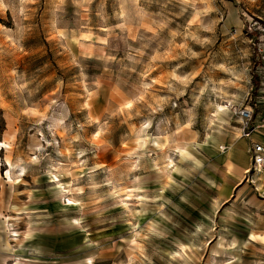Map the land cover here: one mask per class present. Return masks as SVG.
<instances>
[{
    "label": "rangeland",
    "instance_id": "1",
    "mask_svg": "<svg viewBox=\"0 0 264 264\" xmlns=\"http://www.w3.org/2000/svg\"><path fill=\"white\" fill-rule=\"evenodd\" d=\"M255 22L264 0H0V264H264Z\"/></svg>",
    "mask_w": 264,
    "mask_h": 264
},
{
    "label": "built area",
    "instance_id": "2",
    "mask_svg": "<svg viewBox=\"0 0 264 264\" xmlns=\"http://www.w3.org/2000/svg\"><path fill=\"white\" fill-rule=\"evenodd\" d=\"M255 23L248 24L247 28L252 35V49L255 61L257 62V68H259V74L264 79V25H255ZM240 116L243 118L244 127H248V123L253 117V110L251 108H242L239 111ZM262 126H264V115L260 118ZM249 132L244 133V136H249ZM251 158V171L250 172L261 173L264 169V147L261 144L254 143L250 149Z\"/></svg>",
    "mask_w": 264,
    "mask_h": 264
},
{
    "label": "crops",
    "instance_id": "3",
    "mask_svg": "<svg viewBox=\"0 0 264 264\" xmlns=\"http://www.w3.org/2000/svg\"><path fill=\"white\" fill-rule=\"evenodd\" d=\"M249 108H251V107H249ZM252 109V108H251ZM263 116V115H262ZM261 116V117H262ZM260 117V118H261ZM257 128H261V129H255V127L253 128V130H252V132L249 134V137L248 138H245L244 137V139H245V145L247 146V157L245 156L244 157V159L245 158H247V165H250L251 166V158H250V149H249V153H248V145L250 144L251 145V147H252V145L254 144V143H258V144H261L263 147H264V126H262V127H257ZM231 144H232V147H233V150H236V147H237V145L234 143V142H232L231 141ZM234 145H236V147L234 146ZM212 153H215V152H212ZM225 154V156H223V162H226L227 160H230V159H232L233 158V155H232V157H230V159H229V157H228V155H227V153L226 152H224ZM246 160V159H245ZM230 162V161H229ZM228 162V163H229ZM236 163H239V162H236ZM239 164H241V165H245V164H243V163H239ZM246 165V166H247ZM250 166H249V168H250ZM248 169V168H247ZM247 169H245V170H247ZM252 176L253 177H256V182H255V184H256V189L257 188H261L260 190H262V188H263V186H264V169L262 170V172L261 173H255V172H253L252 173ZM258 190V189H257Z\"/></svg>",
    "mask_w": 264,
    "mask_h": 264
},
{
    "label": "bare ground",
    "instance_id": "4",
    "mask_svg": "<svg viewBox=\"0 0 264 264\" xmlns=\"http://www.w3.org/2000/svg\"><path fill=\"white\" fill-rule=\"evenodd\" d=\"M255 129H261V128H255ZM252 130H250V132ZM250 132H249V134H250ZM220 141H222L221 138L218 136V134L216 132L213 131V132H211V135H208L206 137L205 145L207 146L208 149H211L212 152H215V150H218L219 151V147H220L219 142ZM225 146L226 147H224L223 145H221V148H224L223 150L227 153V155H228V157L230 159V157H232V155H233V152H232L233 151V147H232L231 141L227 145H225ZM229 165H231V164H229Z\"/></svg>",
    "mask_w": 264,
    "mask_h": 264
}]
</instances>
